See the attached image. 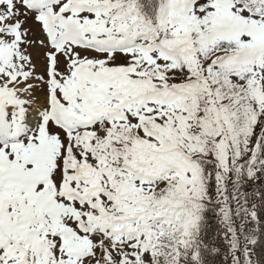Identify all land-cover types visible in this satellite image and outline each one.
Segmentation results:
<instances>
[{"label":"snow or ice","instance_id":"1","mask_svg":"<svg viewBox=\"0 0 264 264\" xmlns=\"http://www.w3.org/2000/svg\"><path fill=\"white\" fill-rule=\"evenodd\" d=\"M0 264H264V0H0Z\"/></svg>","mask_w":264,"mask_h":264}]
</instances>
